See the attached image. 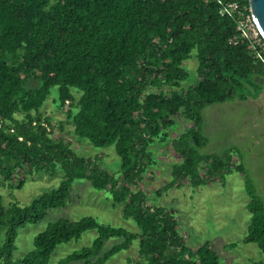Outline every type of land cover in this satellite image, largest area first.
Masks as SVG:
<instances>
[{"label": "trees", "instance_id": "1", "mask_svg": "<svg viewBox=\"0 0 264 264\" xmlns=\"http://www.w3.org/2000/svg\"><path fill=\"white\" fill-rule=\"evenodd\" d=\"M232 1L249 6L248 0H0V179L13 189L18 171L64 172L59 187L30 206L7 207L0 194V230L5 227L0 264H49L59 245L90 230L98 231L92 246L59 264H105L134 244L138 264H221L210 242L198 249L186 245L174 211L149 205L138 188L157 165L152 147L167 144L168 131L182 116L191 126L172 141L180 162L164 190L181 189L185 181L195 190L233 171L242 173L251 214L244 242L264 253V200L243 165L235 163L237 149L201 152L208 144L204 110L246 99L240 94L245 82L264 77L262 60L242 41L235 20L221 14L222 3ZM192 57L198 61L195 84L181 89L190 77L185 62ZM166 86L173 90L167 93ZM54 87L59 88L57 108L66 109L58 138L52 136L58 130L51 119L41 113ZM66 132L97 148L115 146L120 171L104 169L98 157L79 156ZM76 180H88L124 205L125 218L139 231L93 217L60 219L36 236L34 250L14 261L19 230L65 207ZM115 238L123 242L100 256Z\"/></svg>", "mask_w": 264, "mask_h": 264}, {"label": "rangeland", "instance_id": "2", "mask_svg": "<svg viewBox=\"0 0 264 264\" xmlns=\"http://www.w3.org/2000/svg\"><path fill=\"white\" fill-rule=\"evenodd\" d=\"M185 67L190 77L182 84L181 89H188L195 84L198 75V61L192 57L185 62ZM254 77L251 76L245 82V87L240 94L253 97L259 96L260 94L255 93L259 92L264 95V77L252 80ZM253 83L256 85L251 86L250 84ZM36 85L35 83L32 86ZM156 89L160 91L159 88ZM162 89L167 93L173 90L169 86ZM58 98L59 88L54 87L41 110L42 115L49 117L50 124L58 130L56 133L53 132L54 138H58L59 125L66 119L64 115L66 109L57 108ZM239 103L240 100L237 98L225 103L214 104L204 110L203 132L209 138L207 137L208 144L201 149V152L222 155L232 148L237 149L236 152L239 155L237 154L234 159L237 157L240 159L239 162L235 160V163L243 165L249 180L264 200V101L261 112L256 109L253 111L246 104L240 105ZM247 114L255 119H251ZM213 119H217L216 123H219L218 131L210 134L205 128L211 124ZM189 126H191V120L186 116L178 118L175 127L168 131L170 140L167 144H155L152 147L157 165L151 167L138 188L148 195L149 205L174 211L179 222V231L189 247L198 249L205 242H210L218 252L221 264H264V253L259 247L256 244L244 242L251 222V214L246 207L249 197L246 192L245 176L242 173L243 176L240 172L233 171L222 181L199 186L195 190L189 181H185V186L181 189L164 190L171 179L174 164L180 162V156L173 150L172 141ZM70 128L68 125L65 127L66 130ZM64 136L66 140L72 142V148L79 156L93 159L98 157L100 158L99 164L104 169L115 174L120 171L121 159L115 146L101 149L87 140L75 137L71 132H66ZM203 167H201L202 171ZM63 179L62 170L54 174L40 172L34 175L18 171L12 184L13 189L10 182L0 179V194L7 207L14 202L26 207L43 193L58 188ZM20 183L23 186L16 187ZM84 217H93L100 223L116 228L121 227L132 233L139 231L132 218H125L124 205L115 204L109 193L96 191L88 180H76L73 183L70 200L65 207L49 210L42 221L28 224L19 230L14 261L23 260L29 252L34 250L36 236L45 231L50 224L60 219L79 220ZM97 236V230H90L79 240L59 245L52 254L49 264H59L60 260L67 255L92 246ZM4 239L5 227H2L0 246ZM122 242V239L116 238L109 240L100 256ZM139 257L137 244H134L129 250L120 252L105 264H138L141 261Z\"/></svg>", "mask_w": 264, "mask_h": 264}, {"label": "built area", "instance_id": "3", "mask_svg": "<svg viewBox=\"0 0 264 264\" xmlns=\"http://www.w3.org/2000/svg\"><path fill=\"white\" fill-rule=\"evenodd\" d=\"M221 14L230 15L235 20L240 38L250 44L264 64V37L252 16L250 5L246 6L238 1L222 3Z\"/></svg>", "mask_w": 264, "mask_h": 264}, {"label": "crops", "instance_id": "4", "mask_svg": "<svg viewBox=\"0 0 264 264\" xmlns=\"http://www.w3.org/2000/svg\"><path fill=\"white\" fill-rule=\"evenodd\" d=\"M256 78H260V79H263V78H261V76H258V77H254L252 80H254V79H256ZM264 81V80H263ZM251 86H254V85H256L255 83H253V84H250ZM262 85V84H261ZM258 86H260V85H258ZM255 93H258V94H260L259 96L258 95H255V96H251V95H249L246 99H239L240 100V105L242 104H246L247 105V107L249 108V109H252L253 111L256 109V111H259V112H261V110H262V108H263V106H262V104H263V101H264V95H261V93H259V92H255ZM255 97V99H252V98H254ZM262 100V101H261ZM248 116H250V118L251 119H255L254 117H252L251 115H249V114H247ZM216 120L217 119H213V121L211 122V124H208L207 125V128H205L206 129V131L208 132V133H210V134H214V133H216L217 131H218V124L219 123H216ZM218 122H219V120H218ZM206 135V134H205ZM207 136V135H206ZM208 137V136H207ZM209 138V137H208ZM209 142H210V139H209ZM239 155V154H238ZM239 157H237L235 160L236 161H238L239 162ZM234 172H237V171H234ZM239 173V172H238ZM241 174V173H240ZM242 175V174H241ZM243 176V175H242ZM212 184H214V183H212ZM211 185V184H210Z\"/></svg>", "mask_w": 264, "mask_h": 264}, {"label": "water", "instance_id": "5", "mask_svg": "<svg viewBox=\"0 0 264 264\" xmlns=\"http://www.w3.org/2000/svg\"><path fill=\"white\" fill-rule=\"evenodd\" d=\"M252 16L264 37V0H248Z\"/></svg>", "mask_w": 264, "mask_h": 264}]
</instances>
